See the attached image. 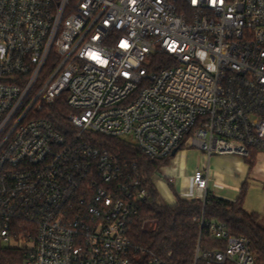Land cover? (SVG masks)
Returning <instances> with one entry per match:
<instances>
[{"label": "built area", "instance_id": "built-area-1", "mask_svg": "<svg viewBox=\"0 0 264 264\" xmlns=\"http://www.w3.org/2000/svg\"><path fill=\"white\" fill-rule=\"evenodd\" d=\"M64 94L68 114L42 117ZM97 135L151 160L264 153V0H0V243L21 264H171L132 242L149 193ZM207 186L195 170L184 199ZM198 222L190 264L255 263L248 238Z\"/></svg>", "mask_w": 264, "mask_h": 264}, {"label": "trees", "instance_id": "trees-1", "mask_svg": "<svg viewBox=\"0 0 264 264\" xmlns=\"http://www.w3.org/2000/svg\"><path fill=\"white\" fill-rule=\"evenodd\" d=\"M156 60L163 66L167 65L166 57L160 56ZM65 94L57 99L51 107L52 115H41L60 121L69 109L63 101ZM97 144L118 156L122 164L136 166L140 179L149 193V200L139 210L138 215L130 226V238L136 245L147 248L161 257L171 254V264H190L197 244L200 227L199 216L202 211L208 220H217L226 224L231 234L244 236L250 240V247L255 257L254 264H264V229L258 224V215L249 213L242 207L246 189L244 182L236 200H224L207 195L205 202L198 199H184L176 197L172 205L162 204L158 201L159 194L153 183V177L162 166L169 163L171 158L151 160L143 155L131 143L124 139L96 136ZM257 152H251L244 159L249 169L252 168ZM154 220L156 227L152 232L142 231L144 222ZM215 240L203 230L201 247L209 246ZM209 244V245H208ZM23 252L10 249L0 243V264H21Z\"/></svg>", "mask_w": 264, "mask_h": 264}, {"label": "crops", "instance_id": "crops-1", "mask_svg": "<svg viewBox=\"0 0 264 264\" xmlns=\"http://www.w3.org/2000/svg\"><path fill=\"white\" fill-rule=\"evenodd\" d=\"M248 165L233 155L207 157L194 148H181L169 163L153 177L155 188L165 201L172 205L176 197L185 198L192 193V175L201 170L208 177L207 193L224 200H236L241 186L247 181ZM181 190V191H179ZM167 196L171 198L168 202Z\"/></svg>", "mask_w": 264, "mask_h": 264}, {"label": "rangeland", "instance_id": "rangeland-1", "mask_svg": "<svg viewBox=\"0 0 264 264\" xmlns=\"http://www.w3.org/2000/svg\"><path fill=\"white\" fill-rule=\"evenodd\" d=\"M127 139L131 140L129 137ZM238 158L243 160L241 157ZM247 170V185L242 207L249 213H256L258 224L264 229V153L257 154L252 168ZM166 198L168 202L171 201L167 194ZM158 201L165 204L164 198L160 194Z\"/></svg>", "mask_w": 264, "mask_h": 264}, {"label": "water", "instance_id": "water-1", "mask_svg": "<svg viewBox=\"0 0 264 264\" xmlns=\"http://www.w3.org/2000/svg\"><path fill=\"white\" fill-rule=\"evenodd\" d=\"M177 151H178V150H174V151L172 152L171 156H172V157L175 156V154L177 153Z\"/></svg>", "mask_w": 264, "mask_h": 264}]
</instances>
